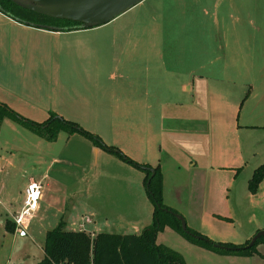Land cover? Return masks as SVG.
<instances>
[{
  "label": "crops",
  "instance_id": "obj_1",
  "mask_svg": "<svg viewBox=\"0 0 264 264\" xmlns=\"http://www.w3.org/2000/svg\"><path fill=\"white\" fill-rule=\"evenodd\" d=\"M164 1L165 14L160 11L163 0L161 5L142 0L106 23L70 30L27 24L0 9V100L34 120L55 111L81 125L98 126L93 132L106 143L140 162L160 164L164 202L182 213L190 227L215 240L242 244L264 228V178L256 192L249 188L255 168L264 163V157L258 165L251 163L259 145L253 144L249 129L264 127V121H254V110L243 111L247 87L251 84L250 92L253 84L247 53L240 63L233 46L222 69L202 71L198 32L186 33L180 43L174 31L198 23L166 20L182 4ZM193 2L192 9L198 8L200 1ZM219 54L220 47L210 61ZM203 87L208 103L201 100ZM258 102L264 113V93ZM25 131L35 146L27 153L36 173L25 171L29 179L43 182L32 221L51 202L49 185L60 181V168L53 169L66 163L79 168L75 186L64 193L73 205L67 222H75L78 213L84 224L94 216L120 224L141 221L148 212L153 216L143 169L80 132L60 131L47 140L26 126ZM43 138L56 149L47 152ZM261 152L264 156V145ZM101 174L108 180L97 188L90 178ZM21 203H12V210ZM128 226L137 230L127 232H140L146 225ZM84 227L93 235L99 232ZM157 241L180 252L187 264L264 262V241L252 255L222 253L192 242L170 225L159 231Z\"/></svg>",
  "mask_w": 264,
  "mask_h": 264
},
{
  "label": "rangeland",
  "instance_id": "obj_2",
  "mask_svg": "<svg viewBox=\"0 0 264 264\" xmlns=\"http://www.w3.org/2000/svg\"><path fill=\"white\" fill-rule=\"evenodd\" d=\"M199 1L198 10L197 7L192 9V5H194L193 0H181L182 5H180L179 10L173 9L171 12L172 17L166 18V20L175 23H198V28L186 30L182 26L177 27L174 31L177 33V40L180 43L185 41L184 37L186 33H191L192 35L195 34L194 32H198L199 35L197 37L203 46L199 57L204 63V66L199 69L204 72L212 70L217 65L222 69L227 57L226 55L231 53L230 49L233 46L236 51L234 50L235 52H232V54L235 55L240 63H244L242 53H247L248 73H250L253 79V84L250 92L249 88L251 86L249 87V85L251 84L247 87L248 92H246V96H249L245 97L247 103L243 111L247 109L254 110V121H264L262 102L260 104L258 102L264 93V0ZM153 3L161 5L162 0H153ZM164 4L166 3L163 0V8L160 11L165 14ZM235 39L239 40L236 44L234 42ZM219 47L220 54L218 59H214L211 62V54L216 49L218 51ZM247 67L241 65L243 71ZM50 85L48 84V86ZM203 89L201 100L203 103H208L207 90L204 87ZM182 99L183 101L188 100L183 96ZM82 125L91 131L98 127L94 124ZM105 127L107 129L110 128V126ZM118 127L115 126V128ZM130 131L134 134L135 126H130ZM147 131L148 129L145 126H141V132L147 133ZM25 132H28L25 131V125L10 117L4 120L0 128V264H36L44 256L45 231L58 225L62 220L66 221L73 209L71 200H66L64 193H67L75 186V177L78 174L79 168L77 165L68 163L57 168L56 165V169H53V171L55 172L60 168V181L55 184L52 183V185H49V188L47 186L48 192L53 197L51 198V202L46 205V209L41 212V215L33 219L29 232L26 233L21 230L17 232L15 229L11 231L6 228V220L12 218V213L14 212L11 204H16L19 200H23L21 190L24 189L29 181L30 173H36L32 163V156L29 157L27 153V151L32 152V148L35 146H32L31 140L25 137ZM249 132L251 133L250 136L253 144L259 145V152L251 161L252 164L258 165L263 162L261 159L264 157L261 152L264 145V127H253L249 129ZM62 140L64 141V137ZM41 141L46 144V151L56 149L49 146L46 143L48 142L46 139L43 138ZM262 142L263 144L260 146ZM64 149L65 147L62 146L63 151ZM26 168H29L31 172H26ZM107 178V175L101 174L99 176L95 175L90 179H92L91 182L95 187L97 186L98 188L99 186L101 188ZM78 206L80 208L83 207L81 204ZM80 208H78L79 211ZM78 214L75 222L66 221V228L74 229V227L77 228L81 225L82 216L80 213ZM103 218L104 216H94L93 222L85 224L87 229L126 233L127 231L137 230L135 227L128 226L129 224L142 227L150 224L153 220L151 212L144 213L140 218L141 221L123 222V224L113 220L104 221ZM261 249L264 251V244L261 246Z\"/></svg>",
  "mask_w": 264,
  "mask_h": 264
},
{
  "label": "trees",
  "instance_id": "obj_3",
  "mask_svg": "<svg viewBox=\"0 0 264 264\" xmlns=\"http://www.w3.org/2000/svg\"><path fill=\"white\" fill-rule=\"evenodd\" d=\"M0 9L19 21L38 27L54 30L86 27L82 26L79 21L41 13L15 0H0ZM7 117L18 120L47 140L56 139L62 130L68 133L80 132L91 138L96 145L117 153L145 171V183L147 185L149 181L147 189L154 204L153 220L140 232L99 231L93 235L85 229L66 228V221H60L58 225L46 231L43 245L44 256L36 264H187L180 252L157 241L159 231L163 230L166 225L174 227L192 242L222 253L252 255L258 252V243L264 241V236H261L252 246L239 247L247 244L250 239L238 244L215 240L189 225L190 232L184 230L180 219L175 215L178 211L164 202L163 173L160 164L152 165L130 157L118 146L106 143L98 133L87 129L76 120L55 111H52L43 121L34 120L26 117L7 102L0 100V128ZM263 178L264 163L255 168L249 179V188L252 192L258 190ZM5 226L13 231L15 222L9 218ZM215 243L231 247H221ZM252 264H264V262Z\"/></svg>",
  "mask_w": 264,
  "mask_h": 264
},
{
  "label": "water",
  "instance_id": "obj_4",
  "mask_svg": "<svg viewBox=\"0 0 264 264\" xmlns=\"http://www.w3.org/2000/svg\"><path fill=\"white\" fill-rule=\"evenodd\" d=\"M17 3L54 17L68 18L90 27L106 23L142 0H15ZM154 173V170H153ZM149 186V181L147 183ZM184 230L190 232L185 216L175 212ZM264 236V228L253 234L249 242L239 247H250ZM221 247H231L215 243Z\"/></svg>",
  "mask_w": 264,
  "mask_h": 264
},
{
  "label": "built area",
  "instance_id": "obj_5",
  "mask_svg": "<svg viewBox=\"0 0 264 264\" xmlns=\"http://www.w3.org/2000/svg\"><path fill=\"white\" fill-rule=\"evenodd\" d=\"M43 182L31 177L24 188L23 200L20 207L12 213V220L15 222V230L29 232L32 218L40 207L42 198ZM86 217V221H90ZM85 222H82L80 229H85Z\"/></svg>",
  "mask_w": 264,
  "mask_h": 264
}]
</instances>
